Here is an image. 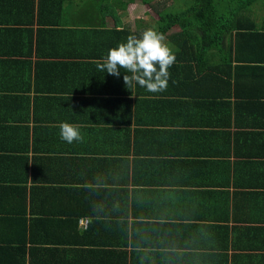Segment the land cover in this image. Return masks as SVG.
<instances>
[{"label": "crops", "instance_id": "crops-1", "mask_svg": "<svg viewBox=\"0 0 264 264\" xmlns=\"http://www.w3.org/2000/svg\"><path fill=\"white\" fill-rule=\"evenodd\" d=\"M102 1L0 0V264H264V63L232 35L203 81L128 89L97 61L142 8Z\"/></svg>", "mask_w": 264, "mask_h": 264}, {"label": "trees", "instance_id": "trees-1", "mask_svg": "<svg viewBox=\"0 0 264 264\" xmlns=\"http://www.w3.org/2000/svg\"><path fill=\"white\" fill-rule=\"evenodd\" d=\"M153 1L142 0L141 4L152 9L150 3ZM184 3L181 10H175L177 8L172 5L162 12L149 11L159 21L156 31L165 37L171 36V41L167 42L177 60L169 68L170 84L184 81L181 77L185 72L192 75V84L212 76L218 65L208 56L210 50H218L223 55L221 64L224 67L231 66L234 49L229 46L226 50L224 42L232 35H235L237 50L251 45L250 51L256 56L255 62L264 63V58L258 56L264 50V15L259 26L252 18L254 5L262 3L260 6L264 10V0H184ZM123 33L126 34L125 38L140 36L138 31L126 30ZM140 93L149 92L143 88ZM42 250L41 247L32 249L30 264H37L35 260L41 257ZM16 263L24 264L19 260Z\"/></svg>", "mask_w": 264, "mask_h": 264}, {"label": "clouds", "instance_id": "clouds-1", "mask_svg": "<svg viewBox=\"0 0 264 264\" xmlns=\"http://www.w3.org/2000/svg\"><path fill=\"white\" fill-rule=\"evenodd\" d=\"M165 41L163 33L152 29L144 31L140 38L130 35L126 43L110 49L103 62L97 61V67L117 78L121 75V69L129 73L123 77L128 89L135 84L149 93H162L168 88L171 76L169 68L177 60L173 49ZM58 127L62 141L68 144L84 142L78 125L63 122Z\"/></svg>", "mask_w": 264, "mask_h": 264}, {"label": "rangeland", "instance_id": "rangeland-1", "mask_svg": "<svg viewBox=\"0 0 264 264\" xmlns=\"http://www.w3.org/2000/svg\"><path fill=\"white\" fill-rule=\"evenodd\" d=\"M142 0H134V3H136L137 5L139 4L140 8H142V11L139 12L138 10H135V20H132V23L129 24L130 27H132V29L135 31H138L139 33V38L142 36V33L148 29H152L154 31L157 30L158 28V19L157 17L153 16L152 14H149L150 10L153 11V13L155 12H162L164 9H167L168 7L174 5V7H176L177 9L175 10H181L184 8V0H155L153 1L152 4L153 8H149L147 6H144L141 4ZM101 3H104V1L102 0H96L95 3H91L92 5L96 6L99 5ZM107 3V2H105ZM262 3H256V5H254V9L252 11V18H254L257 23L258 26L260 25V22L263 18L264 15V10L261 9V5ZM172 32V31H171ZM170 32V33H171ZM171 36L166 37V41L165 43L168 44L167 41H171L170 40ZM228 44V43H227ZM225 49H227V47H225Z\"/></svg>", "mask_w": 264, "mask_h": 264}, {"label": "built area", "instance_id": "built-area-1", "mask_svg": "<svg viewBox=\"0 0 264 264\" xmlns=\"http://www.w3.org/2000/svg\"><path fill=\"white\" fill-rule=\"evenodd\" d=\"M82 225H83L84 227H87V226H88V221H83V222H82Z\"/></svg>", "mask_w": 264, "mask_h": 264}]
</instances>
